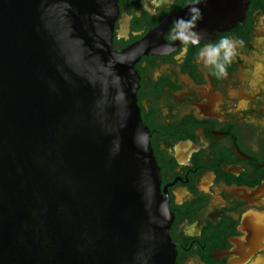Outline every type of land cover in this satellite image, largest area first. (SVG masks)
<instances>
[{
	"label": "water",
	"instance_id": "95a60500",
	"mask_svg": "<svg viewBox=\"0 0 264 264\" xmlns=\"http://www.w3.org/2000/svg\"><path fill=\"white\" fill-rule=\"evenodd\" d=\"M244 2L200 3L196 31L233 24ZM117 11L0 0V264H175L135 104L133 64L162 40L152 31L118 51Z\"/></svg>",
	"mask_w": 264,
	"mask_h": 264
},
{
	"label": "flooded vegetation",
	"instance_id": "af4514ba",
	"mask_svg": "<svg viewBox=\"0 0 264 264\" xmlns=\"http://www.w3.org/2000/svg\"><path fill=\"white\" fill-rule=\"evenodd\" d=\"M116 2L118 51L152 31L166 45L133 67L174 263L264 264V0H245L241 18L196 44L171 38L175 19L163 25L195 0ZM224 36L243 45L221 77L198 53Z\"/></svg>",
	"mask_w": 264,
	"mask_h": 264
},
{
	"label": "clouds",
	"instance_id": "9594fccd",
	"mask_svg": "<svg viewBox=\"0 0 264 264\" xmlns=\"http://www.w3.org/2000/svg\"><path fill=\"white\" fill-rule=\"evenodd\" d=\"M206 0H195V3L187 10L185 16L178 17L173 21L171 28V38L179 40L184 44H196L201 38V33L196 31L198 21L203 19V13L198 6ZM243 45V41L230 36H224L217 43L208 44L202 47L198 53V61L205 67L215 70L216 74L223 77L227 74V65L238 54V48ZM162 47H166L163 45Z\"/></svg>",
	"mask_w": 264,
	"mask_h": 264
}]
</instances>
